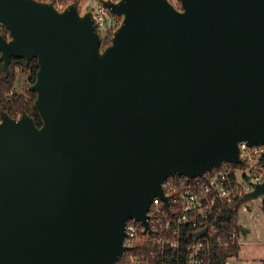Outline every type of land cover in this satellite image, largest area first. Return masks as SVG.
<instances>
[{
	"label": "water",
	"instance_id": "1",
	"mask_svg": "<svg viewBox=\"0 0 264 264\" xmlns=\"http://www.w3.org/2000/svg\"><path fill=\"white\" fill-rule=\"evenodd\" d=\"M100 2L105 48L79 1L0 0L5 76L38 60L42 120L0 113V264H117L165 180L264 145V0Z\"/></svg>",
	"mask_w": 264,
	"mask_h": 264
},
{
	"label": "built area",
	"instance_id": "2",
	"mask_svg": "<svg viewBox=\"0 0 264 264\" xmlns=\"http://www.w3.org/2000/svg\"><path fill=\"white\" fill-rule=\"evenodd\" d=\"M169 1L180 8L179 0ZM85 11L93 13L101 47L110 45L122 18L100 0H95ZM2 27L0 23V32ZM240 157L243 167L224 163L196 178L174 176L165 180L163 189L167 200L154 198L148 211V227L135 219L128 221L124 238L127 250L118 263L214 264L216 249L241 246L244 228L239 218L237 222H220L218 217L263 182L264 145L250 147L241 142ZM247 210L245 207L244 211Z\"/></svg>",
	"mask_w": 264,
	"mask_h": 264
},
{
	"label": "trees",
	"instance_id": "3",
	"mask_svg": "<svg viewBox=\"0 0 264 264\" xmlns=\"http://www.w3.org/2000/svg\"><path fill=\"white\" fill-rule=\"evenodd\" d=\"M56 6L63 5L64 7L69 4L80 0H52ZM1 33L5 36H9V32L3 25ZM1 55V53H0ZM10 73L6 77L3 69V63L0 61V113L7 112L12 117H19L23 111H26L34 119L38 126L42 125V120L38 111L34 106L36 100V93L31 90V85L35 83L38 72V60L32 59L29 63L25 59L13 58L10 64ZM23 69L27 74L28 85L26 86V92L21 93L16 89L17 81V69ZM236 167H243L235 165ZM184 176H176V179H183ZM244 198H239L236 202L225 208L222 214L218 217L220 222H237L239 218V211L244 205ZM241 251L240 245H234L227 248H218L213 255L214 264H227L228 259L231 257H238ZM121 263V262H120ZM117 263V264H120Z\"/></svg>",
	"mask_w": 264,
	"mask_h": 264
},
{
	"label": "rangeland",
	"instance_id": "4",
	"mask_svg": "<svg viewBox=\"0 0 264 264\" xmlns=\"http://www.w3.org/2000/svg\"><path fill=\"white\" fill-rule=\"evenodd\" d=\"M93 2L95 0H80L81 12L83 13ZM59 8L64 9L65 7L60 5ZM27 77L23 69H17L16 89L18 92H26ZM245 207L248 208L247 211H244ZM245 207L240 209L239 221L249 230V233L243 240L244 243L238 257L229 258L227 264H264V196L247 201Z\"/></svg>",
	"mask_w": 264,
	"mask_h": 264
},
{
	"label": "crops",
	"instance_id": "5",
	"mask_svg": "<svg viewBox=\"0 0 264 264\" xmlns=\"http://www.w3.org/2000/svg\"><path fill=\"white\" fill-rule=\"evenodd\" d=\"M243 226V225H242ZM244 228V231H243V233H244V236H243V240H244V238H246V236L248 235V233H249V230L248 229H246L245 227H243ZM255 242V241H254ZM243 243H244V241H243ZM255 244V243H254ZM241 249H242V245H241Z\"/></svg>",
	"mask_w": 264,
	"mask_h": 264
}]
</instances>
